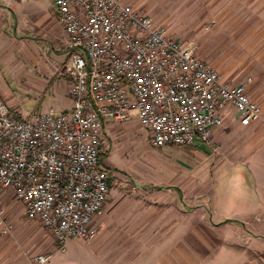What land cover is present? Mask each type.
<instances>
[{"label":"built area","instance_id":"obj_1","mask_svg":"<svg viewBox=\"0 0 264 264\" xmlns=\"http://www.w3.org/2000/svg\"><path fill=\"white\" fill-rule=\"evenodd\" d=\"M66 36L62 74L71 108L12 115L0 99V190L11 191L27 221L45 228L64 251L90 241L117 176L103 163L110 125L136 120L152 148L214 151V131L236 115L260 121L249 82L233 85L162 25L123 0H54ZM0 206V235L14 227ZM40 254L33 264H47Z\"/></svg>","mask_w":264,"mask_h":264},{"label":"rangeland","instance_id":"obj_2","mask_svg":"<svg viewBox=\"0 0 264 264\" xmlns=\"http://www.w3.org/2000/svg\"><path fill=\"white\" fill-rule=\"evenodd\" d=\"M123 1L147 14L155 24L164 26L181 44H192L196 55L223 77L235 84L248 81L249 94L260 101L263 115L248 130L221 129L220 135L213 140L215 151L203 145L154 149L149 143V134L135 119L116 126L110 137H105L103 148L104 165L117 174L113 187L134 189L154 184L160 187L181 185L194 191L196 180L202 183L201 189L210 192L213 174H220V183H223L213 187L227 188V177L236 172L246 177L244 186L247 190L253 189L255 182L251 172L256 173L262 183L264 147L252 160L257 161L256 164L253 162L246 167L245 157L251 150L256 151L260 144L257 140L249 145V130L264 128V34L261 33L264 19H260L258 12L242 0ZM38 3L42 11L54 12L55 16L54 0H38ZM12 58H18L16 51H0V70ZM66 82L69 83V78L55 80L51 86L21 68L9 69L0 80V99L12 115L21 117L50 109L68 111L71 102ZM201 177L203 180L198 179ZM0 206L14 227L11 234L0 235V255L16 252L25 257L17 261L6 259L0 264H33V258L40 254L51 256L47 264H70V256L79 250L78 239L70 241L63 252L57 251L58 245L49 231L24 218L11 191L0 190ZM193 206V202H188V208Z\"/></svg>","mask_w":264,"mask_h":264},{"label":"crops","instance_id":"obj_3","mask_svg":"<svg viewBox=\"0 0 264 264\" xmlns=\"http://www.w3.org/2000/svg\"><path fill=\"white\" fill-rule=\"evenodd\" d=\"M242 1L264 19V0ZM65 43L56 15L42 11L38 0H0V51H16L18 57L3 66L0 80L6 70L14 68L51 86L55 80L66 79L62 74L67 58ZM65 86L69 89V83ZM232 114L233 118L214 131L212 141L224 127H252H240L234 110ZM116 126H108L105 137H110ZM248 133L249 145L257 140L260 144L256 151L248 148L246 167L257 163L252 160L264 147V128ZM251 175L255 181L252 192L244 186L246 177L237 172L227 177V188H214L221 175L213 174L210 192L201 189L202 183L196 180L194 191L181 185L156 184L124 189L113 187L114 182L103 213L94 222L96 235L87 242L78 240L79 250L70 256V264H264V181L259 183L254 172ZM188 202L194 206L188 208ZM21 258L25 259L16 252L3 253L0 263Z\"/></svg>","mask_w":264,"mask_h":264},{"label":"trees","instance_id":"obj_4","mask_svg":"<svg viewBox=\"0 0 264 264\" xmlns=\"http://www.w3.org/2000/svg\"><path fill=\"white\" fill-rule=\"evenodd\" d=\"M102 158H103V156H102Z\"/></svg>","mask_w":264,"mask_h":264}]
</instances>
